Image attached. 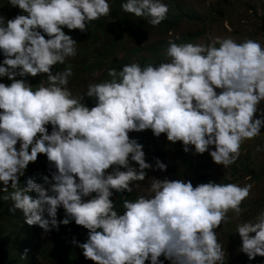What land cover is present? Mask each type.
Wrapping results in <instances>:
<instances>
[{
    "label": "clouds",
    "instance_id": "obj_1",
    "mask_svg": "<svg viewBox=\"0 0 264 264\" xmlns=\"http://www.w3.org/2000/svg\"><path fill=\"white\" fill-rule=\"evenodd\" d=\"M8 3L25 14L0 16V78L11 81L0 83V192L11 189L2 198L45 233L72 221L87 229L86 242L72 243L94 264H164L161 257L170 264H226L215 230L228 222L230 211L242 214L251 184L193 187L191 181L152 178L150 195L122 197V214L111 197L139 188L145 170H167L159 158L154 167L146 162L130 132L150 129L173 144L182 142L186 153L194 146L196 154L207 152L225 169L233 165L241 145L264 128V46L219 36L207 45L169 41L167 62L126 64L109 69L110 80L89 84L85 95L96 99L89 109L84 96L74 97L68 88L72 66L55 74L52 69L77 54L78 43L63 29L87 31L89 22L110 14L108 0ZM121 8L153 27L169 12L163 0H126ZM41 74L47 86L17 79ZM39 154L56 171L43 184L28 179L22 188L20 178ZM60 208L65 218L58 222ZM236 232L249 261L264 257V212L238 224Z\"/></svg>",
    "mask_w": 264,
    "mask_h": 264
},
{
    "label": "rangeland",
    "instance_id": "obj_2",
    "mask_svg": "<svg viewBox=\"0 0 264 264\" xmlns=\"http://www.w3.org/2000/svg\"><path fill=\"white\" fill-rule=\"evenodd\" d=\"M108 2L111 14L114 1L108 0ZM163 2L169 8L167 19L155 27L149 24L139 30L127 29L122 32V38L117 41L115 48H112L114 51L107 58V61L109 60L107 63H102L103 59L98 53L100 54L101 51L104 53L107 43L111 39L101 38L102 33L97 28L93 29V32L97 30L94 35L99 43L96 50L91 46L90 38L85 37L84 42H78L75 36L72 37L78 43L77 54L66 61H71L77 66L80 65L77 72L69 78L68 88L74 97L86 96L89 84L100 83L105 71L110 69V61L114 60V57L124 60L125 65L138 63L141 67L156 66L161 62L168 61L166 50L169 41L179 44L187 35L197 36L193 44L207 45L211 42L212 37L219 36L232 38L238 43L251 39L264 46V0H163ZM5 5L6 3L0 4V12H4ZM5 13L8 14V10ZM223 13L224 15H222ZM174 22H176V26L170 28L169 24ZM89 62L93 64L92 69H88L89 67L84 69V65H90ZM117 65L119 63L114 62V66ZM42 83L47 86V81ZM216 91L219 94L221 90L216 89ZM95 105L96 102L93 106ZM261 108L264 109V104L261 105ZM261 133L262 135L253 140H246L241 145L239 158L233 165L225 169L222 165L215 164L207 152L202 155L196 154L194 146H190L189 152L186 153L183 150L182 142L173 144L167 140L165 134L156 137L150 129L142 132H130V139L137 140L143 146L147 163L150 161V157L147 156L154 157L166 153L161 161L167 165V170L165 172L145 170L147 173L145 181L138 182L140 187L134 188L132 193L125 192L123 198L135 200L141 195H150L148 189L152 178L161 181L165 179L191 181L193 187L210 181L224 184L235 183L240 186L251 184L250 196L241 205L242 214L237 217L230 211L228 222L222 224L215 231L218 241L224 247L226 264H264V257L258 256L249 261L247 255L240 251L241 240L236 232L238 224L254 221L261 212H264V128L261 129ZM152 142L160 143V146H154ZM258 146L262 149L261 151H256ZM210 150H215L214 146ZM181 154L183 158L179 157ZM130 163L133 167L138 168L135 162L130 161ZM152 165L154 167V164ZM106 171L111 172L112 168ZM115 195L114 192L113 196ZM122 204V198H118L117 207ZM30 227L31 231H37L38 226ZM39 230L38 245L41 249L64 239V234L56 230L48 233H45L41 228ZM9 251L11 254H16L11 247ZM160 259L164 261V264H170L163 257ZM91 263L94 264L93 261ZM25 264H32V262L27 261ZM36 264H52V262L42 253L37 258ZM146 264L149 262L146 261Z\"/></svg>",
    "mask_w": 264,
    "mask_h": 264
},
{
    "label": "trees",
    "instance_id": "obj_3",
    "mask_svg": "<svg viewBox=\"0 0 264 264\" xmlns=\"http://www.w3.org/2000/svg\"><path fill=\"white\" fill-rule=\"evenodd\" d=\"M111 1V0H110ZM114 3L112 4V13L106 17H101L96 21L89 22L87 27V31L80 32L79 30H68L64 28L65 34L70 36H75V39L78 42H84L85 37L90 38L91 46L94 50L98 47V39L95 38L93 32L94 28H97L101 33V38L111 39L107 43L106 49L101 51L98 55L100 58L103 59L102 63H107V58L111 55L114 51L115 45L117 41L121 40L122 32L127 29L130 30H139L143 27L149 25L146 19L142 17H136L133 14L126 13L122 10L121 5L124 3V0H113ZM5 4L4 12H0V16L5 17L7 19H13L17 15L25 14L20 9L12 7L8 0H0V4ZM6 14L5 12H7ZM111 12V11H110ZM5 13V14H4ZM224 15V13L222 14ZM174 20H179L178 18H173ZM176 26V22L170 23L169 27L174 28ZM46 39V36H45ZM197 36L187 35L185 38L181 40V43H195ZM113 40V42H112ZM112 42V43H111ZM87 47V45H85ZM94 52V51H93ZM4 57L2 53H0V64H2ZM91 60V58H90ZM89 60V61H90ZM126 60V59H125ZM114 62H118L119 65L114 66ZM90 63V62H89ZM96 64V63H95ZM71 65L73 74L77 72V69L80 65H76L71 61H66L64 65H57L54 66L52 71L55 74L58 71H64L65 68ZM125 65L124 60H121L117 57H114V60L110 61V69L115 68L117 71L122 69V66ZM84 69L89 67L88 69H92L93 64L84 65ZM108 71H105V75L103 79L100 81L105 82L111 79L108 76ZM17 79H26L27 82L33 87H38L41 82L46 81L47 77L44 74L38 75L36 77H26L21 78L17 77ZM0 83H4L5 85H10L11 81L7 79V77L0 78ZM94 102H96L95 98H90L84 96L83 103L91 109L94 107ZM49 134H51L52 126L47 125ZM154 146H160V143L152 142ZM17 149H19V143L17 144ZM166 153L158 154L154 157H150L149 164H154V160L159 158L161 160ZM179 154V153H178ZM179 157L183 158V155H179ZM56 169L54 165H52L48 160L47 157L43 154H39L36 162L30 163L25 175L20 178V185L21 187L27 186V180L32 179L37 184H43L44 180L43 177L48 176L51 179V174L55 172ZM78 180V178H77ZM11 189H9V193L0 192V264H25L27 261H31L32 264H36L37 258L40 254H44L47 259H49L52 264H92L91 260H87L84 258L82 254V250L78 248L72 241L75 239L76 241L83 243L86 242L88 237V230L84 229L82 226H78L74 223V221L70 222L68 225L60 224L59 231L64 234V239L57 243H52L50 246L46 245L42 249L39 248L38 245V233L39 227H37V231H31L30 226L27 225L25 222L24 214L19 209H14L13 202L9 200H4L2 197L4 195H10ZM34 198L36 194L30 193ZM95 194H93L94 196ZM125 193H116L115 196L111 197L113 200L114 205L116 206V210L118 212H123L122 205L117 207L116 202L118 198H122ZM91 197L84 198L85 200L90 199ZM117 198V199H116ZM116 199V200H114ZM65 218V211L63 208L58 209L57 220L58 222ZM31 233V234H30ZM86 235V236H85ZM82 236H85L84 238ZM14 242V243H11ZM16 254H11L9 248ZM27 251L26 258L22 259L21 257L24 255L25 250ZM81 255V256H80ZM16 259V261H14Z\"/></svg>",
    "mask_w": 264,
    "mask_h": 264
}]
</instances>
